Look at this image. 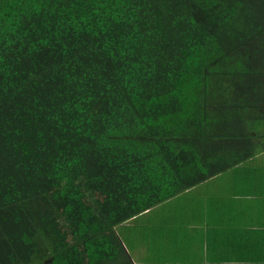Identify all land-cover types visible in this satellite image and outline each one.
<instances>
[{
  "label": "trees",
  "instance_id": "obj_1",
  "mask_svg": "<svg viewBox=\"0 0 264 264\" xmlns=\"http://www.w3.org/2000/svg\"><path fill=\"white\" fill-rule=\"evenodd\" d=\"M261 152L264 0H0V264H135L117 226Z\"/></svg>",
  "mask_w": 264,
  "mask_h": 264
},
{
  "label": "crops",
  "instance_id": "obj_2",
  "mask_svg": "<svg viewBox=\"0 0 264 264\" xmlns=\"http://www.w3.org/2000/svg\"><path fill=\"white\" fill-rule=\"evenodd\" d=\"M116 230L135 264H264V152Z\"/></svg>",
  "mask_w": 264,
  "mask_h": 264
},
{
  "label": "rangeland",
  "instance_id": "obj_3",
  "mask_svg": "<svg viewBox=\"0 0 264 264\" xmlns=\"http://www.w3.org/2000/svg\"><path fill=\"white\" fill-rule=\"evenodd\" d=\"M128 243V249H129V251H130V253H131V249H132V246H131V244L129 243V242H127ZM143 257L142 258H144L143 259V262H144V264H156V261H155V257L152 255V254H149L148 255V252H147V250L145 249L144 251H143ZM149 256V257H148ZM138 257H140V254L138 255ZM141 258V259H142ZM138 259V258H137ZM139 260V259H138Z\"/></svg>",
  "mask_w": 264,
  "mask_h": 264
}]
</instances>
